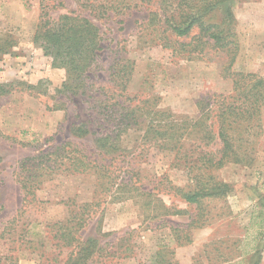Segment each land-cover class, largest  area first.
<instances>
[{
    "label": "rangeland",
    "instance_id": "374dc122",
    "mask_svg": "<svg viewBox=\"0 0 264 264\" xmlns=\"http://www.w3.org/2000/svg\"><path fill=\"white\" fill-rule=\"evenodd\" d=\"M87 1L94 0H0V35L15 41L11 53L0 55V83L9 90L0 95V264H264V109L252 162L212 170L231 190L186 203L179 191L193 187L199 171L147 135L143 110L155 102L197 118L202 99L233 94L224 74L228 56L206 37L195 50L198 29L179 38L163 33L159 0H95L107 8L86 7ZM43 11L55 18L75 11L101 29L102 48L85 88L65 89L66 69L53 66L35 42ZM234 12L240 48L229 71L264 76V0L239 1ZM164 35L177 42L166 47ZM136 104L143 122L123 133L121 149L98 148L95 138L120 121L121 106ZM113 108L116 117L109 116ZM81 123L91 133L74 137L72 127ZM210 129L208 149L219 157L217 128ZM203 136L190 128L183 151L196 156ZM69 140L106 169L73 170L51 160L56 167L33 178L36 158ZM25 177L42 181L27 201ZM86 205L89 216L76 226Z\"/></svg>",
    "mask_w": 264,
    "mask_h": 264
},
{
    "label": "trees",
    "instance_id": "16d2710c",
    "mask_svg": "<svg viewBox=\"0 0 264 264\" xmlns=\"http://www.w3.org/2000/svg\"><path fill=\"white\" fill-rule=\"evenodd\" d=\"M159 1L163 13L160 20L166 26L163 33L170 32L179 38L190 36L193 30L198 29L196 38L200 42L195 50H201L203 39L206 37L212 40L214 47L219 48L228 56V65L224 68L226 72L224 74L232 79L233 94L211 95L202 99L198 103L200 115L197 118L179 117L170 110L156 108L155 102L152 103L153 108L145 107L146 109L143 110V115L146 116L144 122L146 123L147 135L152 134L156 142L161 144L163 150L175 152L176 158H179L180 161L183 160L184 164H190V169H198V174L193 177V187L185 191L181 189L179 192L186 203L200 204L207 197H223L231 190L228 183L216 179L212 170L222 167L226 162L243 164L252 162L254 137L258 135L256 129L262 127L264 76L256 73H231L229 71L240 48L236 32L237 18L234 6L242 0ZM111 2L109 7H114ZM94 4H98L100 8L108 7V4L104 7L102 2L95 3V0L92 3L90 1L84 3L86 7L95 6ZM215 16H219L220 20L214 21L212 18ZM163 38L166 47L173 46L172 41L177 42V39H172L168 35H164ZM34 40L43 48L45 55L52 58L53 66L66 69L67 79L63 84L65 89L77 91L80 88H85V75L96 62L102 48L101 29L95 22L88 16H82L75 11L62 13L56 18L50 16L47 11H43ZM14 47V40L8 36L2 37L0 35V55L11 53ZM29 86L35 87L34 85ZM8 91V85L0 83V95L6 94ZM149 101L146 100L145 103L149 104ZM120 103L122 105L123 102ZM121 107L126 111L119 114L120 121H114L112 125L114 128L108 134L95 138L97 147L108 151V153L118 152L121 149L120 143L123 133L134 125L143 122L139 123V104ZM117 113L118 110L113 108L109 116L116 117ZM178 121L193 122L186 126V122H180V124ZM207 121H212L210 126L215 125L217 128L220 141L219 157H215L213 151L208 149L210 139L212 140L214 136L211 135L212 130ZM197 127L198 130H204L203 137L207 139V142L205 147L201 144L195 145V150H199V153L194 156L183 151L182 141L190 128ZM90 133L91 130L85 123L72 127L74 137L81 138ZM67 148L70 149L67 151ZM36 159L38 162L35 165L38 169L33 178L44 175V172H41L43 169L45 171L47 168L54 169L56 166L49 164L51 160L73 170H78L79 166H82L85 171L98 168L106 169L104 164H98L95 159H88L78 149L77 143L71 140L61 144L53 151L42 152ZM26 161L22 163V167L24 171L30 172L29 168L25 169L24 167ZM199 163L200 166L197 167ZM34 182L37 184H32ZM40 182L30 177L24 178L21 187L26 193L24 195L25 201L29 195H35V188H38ZM132 183L133 179L130 178L125 182V185L128 186ZM262 206L264 208V203ZM89 211V206L86 205L80 213L76 226H82L86 222L87 217L85 218V216H89ZM258 254L260 255V253Z\"/></svg>",
    "mask_w": 264,
    "mask_h": 264
}]
</instances>
